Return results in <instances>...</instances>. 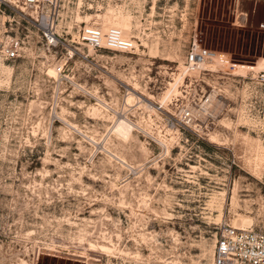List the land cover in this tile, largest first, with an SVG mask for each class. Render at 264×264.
Wrapping results in <instances>:
<instances>
[{"label": "rangeland", "instance_id": "rangeland-1", "mask_svg": "<svg viewBox=\"0 0 264 264\" xmlns=\"http://www.w3.org/2000/svg\"><path fill=\"white\" fill-rule=\"evenodd\" d=\"M70 4L75 39L114 25L135 46L73 43L89 52L68 62L84 96L66 68L48 71L64 48L0 59V264H210L221 223L264 229V67H245L264 56V5ZM193 40L230 55L236 73L186 71ZM199 78L215 89L200 90ZM202 93L215 95L195 112L203 135L161 136L157 106L178 116Z\"/></svg>", "mask_w": 264, "mask_h": 264}, {"label": "built area", "instance_id": "built-area-1", "mask_svg": "<svg viewBox=\"0 0 264 264\" xmlns=\"http://www.w3.org/2000/svg\"><path fill=\"white\" fill-rule=\"evenodd\" d=\"M71 2L72 0H0V59L34 58L41 54L56 53L59 47L64 48L66 53L60 56L54 68L58 73L66 68L68 81L75 91L84 96L88 94L86 79L79 81L75 76L78 74L77 68L74 70L73 66L68 67V62L74 56L88 62L89 52L73 43L81 42L90 49L107 46L130 52L135 44L117 26L108 27L103 35L99 26L87 25L78 30L75 39L71 33L75 25L70 13ZM236 64L230 55L202 46L196 40L189 44L183 59L186 71L196 70L212 76L213 72L233 75L236 73L235 67L238 66ZM199 81L200 90L205 91L207 86L211 90L215 89V84H210L203 78H199ZM214 96L211 93H202L197 101L194 100L196 110L185 104L179 110L178 116L157 106L156 116L165 124V131L161 136L179 132L185 136L194 134L201 137L204 133L202 126H192L196 120L195 112L202 115L208 113ZM210 264H264V229L252 225L234 226L228 222L221 223L215 236Z\"/></svg>", "mask_w": 264, "mask_h": 264}, {"label": "bare ground", "instance_id": "bare-ground-1", "mask_svg": "<svg viewBox=\"0 0 264 264\" xmlns=\"http://www.w3.org/2000/svg\"><path fill=\"white\" fill-rule=\"evenodd\" d=\"M114 26V25H113ZM2 62V61H1ZM4 63V62H3ZM236 65H238V66H240V64H236ZM3 65L2 64H0V67H2ZM245 67H247V68H250V69H260L261 67L263 68L264 67V56H263V58H262V61L260 62V63H258L257 65H252V66H249V65H246ZM55 68H50V69H48V71H50V72H53L54 74H56L55 73ZM185 76V72L183 71V72H181L180 74H179V76H177V78L175 79V81L174 82H172V83H170V87H169V89H168V91H167V93H166V97L168 98L169 96H170V94L173 92V91H175V90H177V87H178V85L183 81V77ZM129 98H130V96H129ZM131 99V98H130ZM129 99V100H130ZM164 102H165V99H164ZM167 152H168V149H167ZM238 226H244V225H238Z\"/></svg>", "mask_w": 264, "mask_h": 264}, {"label": "crops", "instance_id": "crops-1", "mask_svg": "<svg viewBox=\"0 0 264 264\" xmlns=\"http://www.w3.org/2000/svg\"><path fill=\"white\" fill-rule=\"evenodd\" d=\"M235 1H237V2H248V3H252V4H262V5H264V0H235Z\"/></svg>", "mask_w": 264, "mask_h": 264}]
</instances>
